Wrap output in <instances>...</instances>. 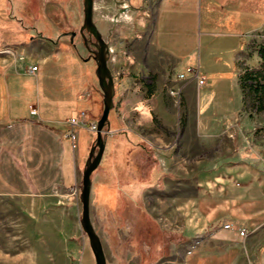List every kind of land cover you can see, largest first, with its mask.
Wrapping results in <instances>:
<instances>
[{"label": "crops", "instance_id": "0c3cea01", "mask_svg": "<svg viewBox=\"0 0 264 264\" xmlns=\"http://www.w3.org/2000/svg\"><path fill=\"white\" fill-rule=\"evenodd\" d=\"M5 2L8 19L17 15L14 27L20 34L18 43L5 46L17 48L21 56L0 69V196L45 199L52 208L48 219L55 222L45 225V242L63 253L59 264H71L72 255L85 246L79 238L78 195L87 142L85 133L77 130L72 145L67 121L76 106L91 101L93 74L88 72L74 90L70 82L67 97L48 96L52 91L59 94V85L43 86L42 97L39 89L41 70L50 60L75 65L78 59L91 60L80 53L77 36H63L80 29L83 0ZM93 21L101 25L97 28L104 38L121 23L138 32L148 30L151 56L166 63L151 71V86L134 70L113 74L118 128L110 130L106 145L115 141L131 160L121 167L116 164L113 172L94 175L90 205L94 195L113 200L119 188L128 185L133 193L140 192L146 213L158 221L188 217L187 242H181L183 228L166 229L175 245L163 264H264V164L252 155L251 163L229 161L235 143L241 146V138L262 127L256 123L261 115L249 118L244 112L238 62L246 54L248 39L264 30V0H93ZM110 38L111 61H116L114 53L122 44L114 45V35ZM32 67L36 71L29 73ZM188 70H198L204 84L199 86ZM225 85L232 94L221 100L219 90ZM153 118L163 130L175 132L185 120L182 136H201L212 144L208 153L218 150L227 156L216 165L223 172L210 174L205 182L195 179L192 191L184 194L182 181L172 184L167 174L169 160L157 155L161 151ZM200 121L210 122L209 127L201 129ZM142 152L153 154V159H141Z\"/></svg>", "mask_w": 264, "mask_h": 264}, {"label": "rangeland", "instance_id": "374dc122", "mask_svg": "<svg viewBox=\"0 0 264 264\" xmlns=\"http://www.w3.org/2000/svg\"><path fill=\"white\" fill-rule=\"evenodd\" d=\"M5 1L0 0V69L21 56V52L17 48L5 46V44L18 43L17 39L20 38L19 32L14 27L15 22L17 23L14 17H17V15L11 17V20L8 19L10 15L9 11L5 9L7 4ZM23 21L28 20L24 18ZM37 24H35V28L38 29L40 26ZM95 26L101 28L97 21ZM131 27L132 25L121 23L118 29H112L110 37L114 35V40H116L114 45L118 42L122 45L116 50L118 52L114 53L117 56L116 61H111L110 51L108 68L112 75L120 74V72L128 75L130 74L128 71L134 70V73L143 82L151 86L154 82L151 71L157 70L160 62L164 64L166 60L151 56L148 30L138 32ZM78 31L79 29L74 32L76 33L75 37L78 38L76 44L79 51L86 58H91L83 46ZM106 37L102 36L110 50V46L113 44L111 38ZM246 47V54L238 62L240 83L243 89L244 112L250 114L249 118L261 115L256 123H262V127H256L254 134L241 138V146L238 142L235 143V151L229 161L236 158L242 163H247L250 162L249 156L252 155L264 164V57L261 60L259 56L261 49L264 48V30L259 35L249 38ZM78 62L75 65L67 63L66 60L60 63L50 60L46 67L41 70L43 77L40 79L39 93L42 97L43 86L45 87L46 84L52 87L59 85L61 92L58 94L52 91L48 96L67 97L68 92L66 89L70 82H72L74 90V87L80 84L81 79L88 72L92 73L94 84L88 87L93 97L90 102L85 105H78L75 109L87 111L93 120L98 122L103 110V96L96 76L97 67L92 58L86 63L80 59H78ZM219 91L222 93L221 100L224 99V96L229 97L232 94L229 85H225ZM237 92L238 89L234 87V93L237 94ZM235 96L237 97V95ZM73 97L71 95V99ZM177 102L179 103V101ZM220 107L224 109L223 105ZM108 121L111 131L118 128L114 109L110 111ZM153 124L159 135L157 146L161 152H157V155L166 157L169 160L171 169L167 170V174L172 178V184L174 181H182L184 194L192 191L195 179L205 182L210 174L215 172L217 175L218 172H223V170H217L216 165L222 162L223 159H228L227 156L223 158V153L218 150L215 153H208L206 149L211 147L212 144L201 136H182L181 132L184 129L185 120H180L176 132L163 130L155 118H153ZM198 124L203 129L205 125L209 127L210 122L200 121ZM140 127L143 129L142 125ZM224 129L229 131L231 126L227 125ZM80 130L86 136L87 149L85 148V153L87 160L96 135L85 129H79L78 131ZM229 136L232 138V134ZM125 151L117 147L115 141L110 140L106 145L98 168L91 176V180L100 170L113 172L116 169V164L118 167H121V164L126 165L131 160V156L128 158ZM138 155L142 157L141 159H153V154L149 152H142ZM136 160H139V158H136ZM175 167L177 175L174 173ZM234 171L232 170V172ZM140 175L145 177V172H141ZM232 176L234 177V175ZM173 188V186L172 188L168 187V190H173ZM119 190L117 191L116 188L117 193L113 200L94 195L90 205L91 223L100 238L106 264H163L165 259L174 252L173 246L175 245L174 242H170L171 233L166 229L180 230L183 228L184 234L181 235V242L185 243L188 240L185 233H189L190 229L189 218L183 217L181 221H173L174 218L166 216V218H159L161 221H158L157 217H152L146 213L140 192L133 193L128 189V185H124ZM79 195V216H81ZM58 198L64 202L62 197ZM51 209L49 203L42 198L0 196V264H59L61 262L62 257H64L63 253H60V250L56 249L53 243L45 242L48 237L43 232L45 225L54 226L55 224L53 220L48 219ZM78 226L80 230L79 238L84 239L85 246L84 248H78L76 253L72 255L71 264H95L93 253L80 226V217ZM261 231L264 234V227ZM178 244L180 243L177 240L176 245ZM185 251L186 249H184V253Z\"/></svg>", "mask_w": 264, "mask_h": 264}, {"label": "water", "instance_id": "95a60500", "mask_svg": "<svg viewBox=\"0 0 264 264\" xmlns=\"http://www.w3.org/2000/svg\"><path fill=\"white\" fill-rule=\"evenodd\" d=\"M85 50L96 64V76L103 96V110L97 122L96 139L91 147L81 176L79 201L81 204L80 226L93 253L95 264H106L102 244L90 219L91 176L98 168L110 133L108 116L114 107L115 85L113 75L108 68L110 50L93 22V0H83V22L78 31ZM75 32L64 34L71 40Z\"/></svg>", "mask_w": 264, "mask_h": 264}, {"label": "built area", "instance_id": "2783aa9c", "mask_svg": "<svg viewBox=\"0 0 264 264\" xmlns=\"http://www.w3.org/2000/svg\"><path fill=\"white\" fill-rule=\"evenodd\" d=\"M35 71H36V67H32L30 68L29 73H33ZM188 72L194 76L199 86L204 84L205 80L200 75L198 70H188ZM182 77L183 76H180V78ZM31 115L35 116L36 111L32 110ZM67 125L69 127L68 138L70 139L73 146H75L76 144L77 130L85 129L91 133H96V130H97V122L92 119L91 115L87 111H82V110H76L72 112L70 119L67 121ZM71 194L74 195L75 194L74 191H72ZM224 228L228 230H233V228L230 225H225ZM239 235L241 237H244L245 232L241 230L239 231Z\"/></svg>", "mask_w": 264, "mask_h": 264}, {"label": "trees", "instance_id": "16d2710c", "mask_svg": "<svg viewBox=\"0 0 264 264\" xmlns=\"http://www.w3.org/2000/svg\"><path fill=\"white\" fill-rule=\"evenodd\" d=\"M259 56H260V59L262 60L263 57H264V48L261 49V52H260Z\"/></svg>", "mask_w": 264, "mask_h": 264}, {"label": "flooded vegetation", "instance_id": "af4514ba", "mask_svg": "<svg viewBox=\"0 0 264 264\" xmlns=\"http://www.w3.org/2000/svg\"><path fill=\"white\" fill-rule=\"evenodd\" d=\"M91 56V55H90Z\"/></svg>", "mask_w": 264, "mask_h": 264}]
</instances>
